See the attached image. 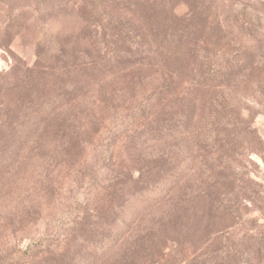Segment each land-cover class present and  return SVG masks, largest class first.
<instances>
[{
    "label": "rangeland",
    "instance_id": "obj_1",
    "mask_svg": "<svg viewBox=\"0 0 264 264\" xmlns=\"http://www.w3.org/2000/svg\"><path fill=\"white\" fill-rule=\"evenodd\" d=\"M259 237L264 0H0V264H254Z\"/></svg>",
    "mask_w": 264,
    "mask_h": 264
},
{
    "label": "trees",
    "instance_id": "obj_2",
    "mask_svg": "<svg viewBox=\"0 0 264 264\" xmlns=\"http://www.w3.org/2000/svg\"><path fill=\"white\" fill-rule=\"evenodd\" d=\"M169 191L166 192V195ZM165 195V196H166ZM262 238H258L257 241H253V244H251L252 246H250V248L254 251V256L256 257L255 258V263L254 264H264V254H262L263 252V246H262ZM39 244L37 243H31L29 244L26 249H14L12 250L11 252H8V257H12V256H15V255H18V254H21L23 256H29L28 258H32V252L35 250V246H37Z\"/></svg>",
    "mask_w": 264,
    "mask_h": 264
}]
</instances>
